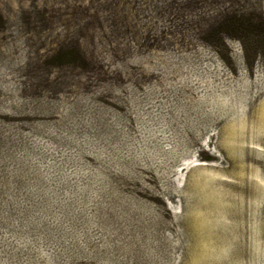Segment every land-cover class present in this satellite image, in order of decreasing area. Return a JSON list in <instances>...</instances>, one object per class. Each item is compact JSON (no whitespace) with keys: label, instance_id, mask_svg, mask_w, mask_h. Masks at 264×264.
<instances>
[{"label":"rangeland","instance_id":"obj_1","mask_svg":"<svg viewBox=\"0 0 264 264\" xmlns=\"http://www.w3.org/2000/svg\"><path fill=\"white\" fill-rule=\"evenodd\" d=\"M259 17L0 0V264H264Z\"/></svg>","mask_w":264,"mask_h":264},{"label":"trees","instance_id":"obj_2","mask_svg":"<svg viewBox=\"0 0 264 264\" xmlns=\"http://www.w3.org/2000/svg\"><path fill=\"white\" fill-rule=\"evenodd\" d=\"M259 22H260L259 28L260 27L262 28L264 26V24H263L262 19L260 17H259ZM218 25L223 28L224 34H226L227 36H231L228 32H233V33L243 32V34L250 35V34L256 33L258 30L255 25L251 24L250 20L245 21L241 15L231 16V17L226 16L220 20ZM260 32H261V39H262L264 31H262V29H261ZM235 36L232 35L233 38H236L239 41V43L244 46L243 37H240L237 35H235ZM256 57H257V55H256Z\"/></svg>","mask_w":264,"mask_h":264}]
</instances>
